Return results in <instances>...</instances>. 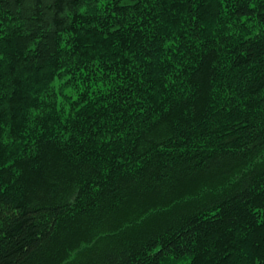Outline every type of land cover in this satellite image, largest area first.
<instances>
[{"label":"trees","instance_id":"trees-1","mask_svg":"<svg viewBox=\"0 0 264 264\" xmlns=\"http://www.w3.org/2000/svg\"><path fill=\"white\" fill-rule=\"evenodd\" d=\"M0 264H264V0H0Z\"/></svg>","mask_w":264,"mask_h":264}]
</instances>
